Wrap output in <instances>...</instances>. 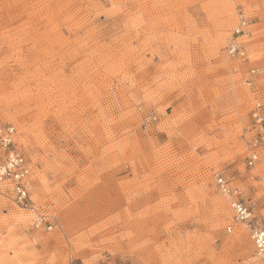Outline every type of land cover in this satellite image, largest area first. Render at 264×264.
Listing matches in <instances>:
<instances>
[{
	"label": "rangeland",
	"instance_id": "obj_1",
	"mask_svg": "<svg viewBox=\"0 0 264 264\" xmlns=\"http://www.w3.org/2000/svg\"><path fill=\"white\" fill-rule=\"evenodd\" d=\"M258 103L264 0H0V120L32 171L29 208L0 194V264H264L216 184L264 224Z\"/></svg>",
	"mask_w": 264,
	"mask_h": 264
},
{
	"label": "built area",
	"instance_id": "obj_2",
	"mask_svg": "<svg viewBox=\"0 0 264 264\" xmlns=\"http://www.w3.org/2000/svg\"><path fill=\"white\" fill-rule=\"evenodd\" d=\"M247 25V19L241 14L240 23L227 45V53L230 57L247 59L245 43L240 39ZM258 71V68H252L250 73L255 75ZM257 107L252 113V126L255 133L249 140L250 150L246 161L249 167L256 166L261 157V149L264 148V115L260 109L261 103H258ZM31 177V167L25 152L17 141L15 126L0 120V194L10 198L22 208H29L31 206ZM216 184L218 189L229 198L234 220L247 226L255 253L264 257V224L253 216L251 208L240 198L237 188L232 186L226 176L218 173ZM44 221L45 217L38 215L34 223L35 227H41ZM48 228L51 229L52 226ZM227 230L231 231L232 226L229 225Z\"/></svg>",
	"mask_w": 264,
	"mask_h": 264
},
{
	"label": "bare ground",
	"instance_id": "obj_3",
	"mask_svg": "<svg viewBox=\"0 0 264 264\" xmlns=\"http://www.w3.org/2000/svg\"><path fill=\"white\" fill-rule=\"evenodd\" d=\"M258 168V167H257ZM264 177V176H263ZM227 178V177H226ZM23 212V211H22ZM23 215V214H22ZM29 217V216H28ZM240 235H241V233H240Z\"/></svg>",
	"mask_w": 264,
	"mask_h": 264
}]
</instances>
